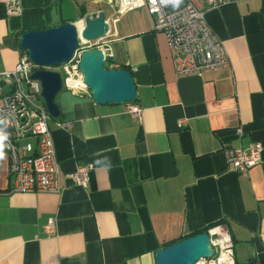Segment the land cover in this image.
I'll use <instances>...</instances> for the list:
<instances>
[{
	"label": "crops",
	"instance_id": "1",
	"mask_svg": "<svg viewBox=\"0 0 264 264\" xmlns=\"http://www.w3.org/2000/svg\"><path fill=\"white\" fill-rule=\"evenodd\" d=\"M53 2L54 26L79 22L82 9L96 14L89 7H101L109 24L115 15L110 0ZM197 6L231 66L180 78L148 11L120 16L103 46L111 63L132 73L140 119L127 104L98 105L62 90L60 117L49 127L65 189L12 192L5 153L0 264H156L158 250L222 222L234 240L235 264H264V0ZM9 20L0 4V45L9 42ZM21 53L0 49V71L13 70ZM255 143L261 162L248 174L234 171L226 151ZM86 164L93 166L89 184L73 185L65 176ZM49 218L53 236L44 233Z\"/></svg>",
	"mask_w": 264,
	"mask_h": 264
},
{
	"label": "built area",
	"instance_id": "2",
	"mask_svg": "<svg viewBox=\"0 0 264 264\" xmlns=\"http://www.w3.org/2000/svg\"><path fill=\"white\" fill-rule=\"evenodd\" d=\"M110 1L114 4L115 15L108 36L120 16L145 8L152 17L154 30L166 37L178 77L206 74L231 66L224 44L209 26L205 11L197 4L218 8L232 0H182L178 8L163 4L161 0ZM0 4L9 18L23 15L22 0H0ZM88 45L81 44L69 62L52 67L36 65L28 53L22 51L13 70L0 71V130L7 134L4 152L8 155L9 174L13 179L12 192L61 194L64 191V176L49 127L51 117L41 95V83L30 78L36 69L56 71L62 76L63 89L91 96L79 68L82 52L92 49ZM106 64L112 70L119 69L114 63ZM127 110L135 119H140L142 108L138 104L128 103ZM186 125V119L178 121L180 129ZM61 126L65 128L69 124ZM239 133L243 135L241 130ZM226 159L234 171L248 174L262 160V145L255 143L247 149H229ZM92 169L90 164L82 165L65 177L73 185L84 188L89 184ZM44 233L55 235V218L48 219ZM207 233L214 254L201 258L197 264H235V244L227 224L212 226Z\"/></svg>",
	"mask_w": 264,
	"mask_h": 264
},
{
	"label": "water",
	"instance_id": "3",
	"mask_svg": "<svg viewBox=\"0 0 264 264\" xmlns=\"http://www.w3.org/2000/svg\"><path fill=\"white\" fill-rule=\"evenodd\" d=\"M110 32L106 13L86 15L77 23H62L46 30L30 31L21 36L20 49L27 52L31 61L40 67H52L69 62L81 44L104 39ZM109 45L85 50L81 54L80 71L98 105L128 104L136 101L137 90L128 69H106L114 61ZM31 80L41 83L42 98L50 117H60L57 97L63 90L59 72L36 69ZM214 254L209 234L202 232L164 247L156 252V264H197L201 258Z\"/></svg>",
	"mask_w": 264,
	"mask_h": 264
},
{
	"label": "trees",
	"instance_id": "4",
	"mask_svg": "<svg viewBox=\"0 0 264 264\" xmlns=\"http://www.w3.org/2000/svg\"><path fill=\"white\" fill-rule=\"evenodd\" d=\"M53 0H23V15L21 17H12L9 20V28L16 35L17 39L20 38L24 33L30 31L46 30L54 27L51 24V10L53 7ZM87 11L82 9L81 17L86 16ZM106 69H110L106 66ZM119 69H127L125 66L119 67ZM207 232L200 231L193 235ZM191 235V236H193ZM187 237H184L185 239ZM182 239V240H183ZM176 242H172L174 244ZM169 244V245H171ZM168 245V246H169Z\"/></svg>",
	"mask_w": 264,
	"mask_h": 264
},
{
	"label": "rangeland",
	"instance_id": "5",
	"mask_svg": "<svg viewBox=\"0 0 264 264\" xmlns=\"http://www.w3.org/2000/svg\"><path fill=\"white\" fill-rule=\"evenodd\" d=\"M101 10V7H89L88 11L90 12H96L98 13ZM65 14H68V12H66ZM54 15V14H53ZM55 17V15H54ZM8 38H9V42L8 43H3L0 45V49L6 50L9 52V54H12V52L17 48L18 51H21L20 49V38L17 39L16 35L10 30L9 26H8ZM108 41L106 38L92 42L91 44H89L88 46L92 47V48H98L104 45V43ZM107 66V65H106Z\"/></svg>",
	"mask_w": 264,
	"mask_h": 264
},
{
	"label": "clouds",
	"instance_id": "6",
	"mask_svg": "<svg viewBox=\"0 0 264 264\" xmlns=\"http://www.w3.org/2000/svg\"><path fill=\"white\" fill-rule=\"evenodd\" d=\"M163 4H170L174 8H178L180 4L182 3V0H161ZM7 139V134L4 133L2 130H0V160H3L5 158V152L4 149L6 145L4 144V141Z\"/></svg>",
	"mask_w": 264,
	"mask_h": 264
}]
</instances>
